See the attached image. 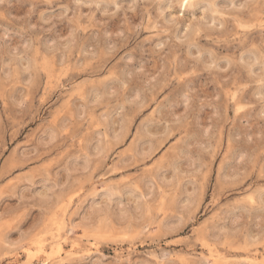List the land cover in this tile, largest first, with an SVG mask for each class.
Returning a JSON list of instances; mask_svg holds the SVG:
<instances>
[{"label": "rangeland", "instance_id": "obj_1", "mask_svg": "<svg viewBox=\"0 0 264 264\" xmlns=\"http://www.w3.org/2000/svg\"><path fill=\"white\" fill-rule=\"evenodd\" d=\"M0 264H264V0H0Z\"/></svg>", "mask_w": 264, "mask_h": 264}]
</instances>
